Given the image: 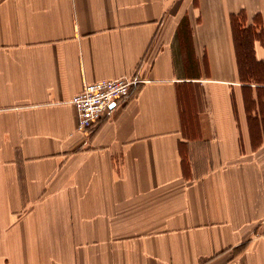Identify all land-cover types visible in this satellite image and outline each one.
Instances as JSON below:
<instances>
[{
    "label": "crops",
    "instance_id": "1",
    "mask_svg": "<svg viewBox=\"0 0 264 264\" xmlns=\"http://www.w3.org/2000/svg\"><path fill=\"white\" fill-rule=\"evenodd\" d=\"M240 12L264 62V0H0V264H264ZM120 77L129 94L78 131L72 98Z\"/></svg>",
    "mask_w": 264,
    "mask_h": 264
},
{
    "label": "built area",
    "instance_id": "2",
    "mask_svg": "<svg viewBox=\"0 0 264 264\" xmlns=\"http://www.w3.org/2000/svg\"><path fill=\"white\" fill-rule=\"evenodd\" d=\"M136 80L129 77L86 82L72 98L78 114L77 130L91 131L107 115L115 102L129 94Z\"/></svg>",
    "mask_w": 264,
    "mask_h": 264
},
{
    "label": "trees",
    "instance_id": "3",
    "mask_svg": "<svg viewBox=\"0 0 264 264\" xmlns=\"http://www.w3.org/2000/svg\"><path fill=\"white\" fill-rule=\"evenodd\" d=\"M246 21L244 12L231 15L240 78L243 82L264 84V62L258 61L254 54V41L262 32L256 26H245Z\"/></svg>",
    "mask_w": 264,
    "mask_h": 264
}]
</instances>
